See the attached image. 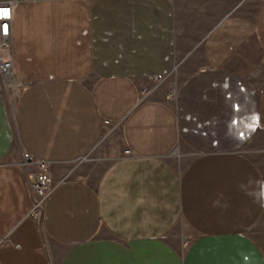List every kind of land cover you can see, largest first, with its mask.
<instances>
[{"label":"crops","instance_id":"crops-1","mask_svg":"<svg viewBox=\"0 0 264 264\" xmlns=\"http://www.w3.org/2000/svg\"><path fill=\"white\" fill-rule=\"evenodd\" d=\"M0 1V264H264V0Z\"/></svg>","mask_w":264,"mask_h":264},{"label":"built area","instance_id":"built-area-1","mask_svg":"<svg viewBox=\"0 0 264 264\" xmlns=\"http://www.w3.org/2000/svg\"><path fill=\"white\" fill-rule=\"evenodd\" d=\"M12 3L9 2H2L0 1V9H7L9 10V16L0 18V42L1 45H5L6 49L10 48V22L13 17L12 15ZM3 25H7V32L5 33V30L3 29ZM6 65L11 66V62L9 60L4 61ZM12 67V66H11ZM13 68V67H12ZM1 71V68H0ZM1 73V72H0ZM160 77H162V74H159ZM23 161L22 163H27L28 161H31L33 158L29 155L28 152H24L22 154ZM38 171L32 173L30 176V183H31V203H30V215L32 218L39 219L41 216V212H43V206L45 204V200L47 198V194L51 191L53 185L55 184L53 182L52 176L50 175L51 171L49 170V166L47 162H40L38 165Z\"/></svg>","mask_w":264,"mask_h":264},{"label":"rangeland","instance_id":"rangeland-1","mask_svg":"<svg viewBox=\"0 0 264 264\" xmlns=\"http://www.w3.org/2000/svg\"><path fill=\"white\" fill-rule=\"evenodd\" d=\"M6 50H8V49H6ZM6 50H2V53ZM5 60H6V58H5ZM0 86L5 91V93H7L8 104L10 106H12L14 101H15L16 96L19 95L18 92L21 90V88L18 86L17 89H15L14 86L9 84V82L6 80L5 75H2L1 73H0ZM189 232H190V230L187 229L184 225L178 224L177 226H175L172 229L171 233L173 235L177 236L180 234L181 235H189Z\"/></svg>","mask_w":264,"mask_h":264},{"label":"bare ground","instance_id":"bare-ground-1","mask_svg":"<svg viewBox=\"0 0 264 264\" xmlns=\"http://www.w3.org/2000/svg\"><path fill=\"white\" fill-rule=\"evenodd\" d=\"M2 43L0 42V49L1 50H6L5 45H1ZM4 61H7L5 59H3L0 56V68H1V74L5 75L6 80L9 82V84L13 85L15 89H17L18 87V81L15 79V75L13 73V68L9 65H6V63ZM12 69V70H11Z\"/></svg>","mask_w":264,"mask_h":264},{"label":"snow or ice","instance_id":"snow-or-ice-1","mask_svg":"<svg viewBox=\"0 0 264 264\" xmlns=\"http://www.w3.org/2000/svg\"><path fill=\"white\" fill-rule=\"evenodd\" d=\"M9 15L8 11L7 10H2L0 11V18H4V17H7ZM6 26L7 25H3V29L6 30Z\"/></svg>","mask_w":264,"mask_h":264},{"label":"clouds","instance_id":"clouds-1","mask_svg":"<svg viewBox=\"0 0 264 264\" xmlns=\"http://www.w3.org/2000/svg\"><path fill=\"white\" fill-rule=\"evenodd\" d=\"M2 10H7V9H0V11H2ZM8 11V13H9V10H7ZM9 16V15H8ZM7 16V17H8ZM7 32V26H6V30H5V33Z\"/></svg>","mask_w":264,"mask_h":264}]
</instances>
